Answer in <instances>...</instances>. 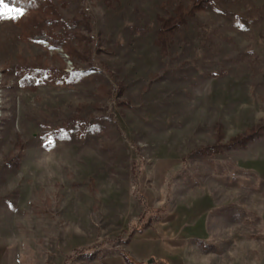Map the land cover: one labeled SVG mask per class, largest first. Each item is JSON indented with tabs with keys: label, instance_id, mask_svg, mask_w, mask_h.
<instances>
[{
	"label": "rangeland",
	"instance_id": "1",
	"mask_svg": "<svg viewBox=\"0 0 264 264\" xmlns=\"http://www.w3.org/2000/svg\"><path fill=\"white\" fill-rule=\"evenodd\" d=\"M49 1L64 48L0 8L1 264H264V0Z\"/></svg>",
	"mask_w": 264,
	"mask_h": 264
},
{
	"label": "trees",
	"instance_id": "2",
	"mask_svg": "<svg viewBox=\"0 0 264 264\" xmlns=\"http://www.w3.org/2000/svg\"><path fill=\"white\" fill-rule=\"evenodd\" d=\"M14 5L16 7L22 8L28 12V18L23 20L22 17H19L16 22L22 26V38L23 39H44L48 41L53 46H61L66 47L64 43L60 40L56 39L51 32L45 30V25L49 22V18L45 16L46 12H55L52 3L49 0H0V8L1 4ZM205 4V0H201L198 2L197 6H201ZM198 8V7H197ZM175 16H167L160 17V29L158 33V37L156 39V44L160 46V48L166 52L172 35L176 29L179 27L181 22L185 21V16L187 15L188 8L183 6H179L175 11ZM45 16V17H44ZM32 86V84H31ZM261 126H255L248 130V132L240 134L236 137V141L244 144L245 139L256 137L261 129ZM213 146H207L199 149L197 152L210 155L213 154V150L211 149ZM147 221L146 223H148ZM150 225L146 224V227ZM145 227V223L144 226ZM143 227L141 226V222H139L133 229L135 231H142ZM133 231H131L132 234ZM123 257L127 263L135 262L136 264H142L139 261H136L130 254H123Z\"/></svg>",
	"mask_w": 264,
	"mask_h": 264
},
{
	"label": "snow or ice",
	"instance_id": "3",
	"mask_svg": "<svg viewBox=\"0 0 264 264\" xmlns=\"http://www.w3.org/2000/svg\"><path fill=\"white\" fill-rule=\"evenodd\" d=\"M3 7H5L9 12H12V11H16L17 12V15L16 16H12V17H10V18H12V19H17V18H19V16H20V10H16V9H11V8H8V6L5 4V5H3ZM242 27V26H241Z\"/></svg>",
	"mask_w": 264,
	"mask_h": 264
},
{
	"label": "water",
	"instance_id": "4",
	"mask_svg": "<svg viewBox=\"0 0 264 264\" xmlns=\"http://www.w3.org/2000/svg\"><path fill=\"white\" fill-rule=\"evenodd\" d=\"M154 261H155L154 258H150L149 260H147V263L151 264V263H153Z\"/></svg>",
	"mask_w": 264,
	"mask_h": 264
},
{
	"label": "crops",
	"instance_id": "5",
	"mask_svg": "<svg viewBox=\"0 0 264 264\" xmlns=\"http://www.w3.org/2000/svg\"><path fill=\"white\" fill-rule=\"evenodd\" d=\"M1 261H2V260H0V264H1Z\"/></svg>",
	"mask_w": 264,
	"mask_h": 264
}]
</instances>
